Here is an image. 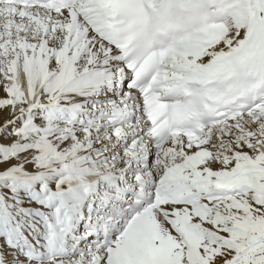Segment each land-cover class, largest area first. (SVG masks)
I'll use <instances>...</instances> for the list:
<instances>
[{
  "label": "snow or ice",
  "instance_id": "6c2138e0",
  "mask_svg": "<svg viewBox=\"0 0 264 264\" xmlns=\"http://www.w3.org/2000/svg\"><path fill=\"white\" fill-rule=\"evenodd\" d=\"M0 264H264V0H0Z\"/></svg>",
  "mask_w": 264,
  "mask_h": 264
}]
</instances>
